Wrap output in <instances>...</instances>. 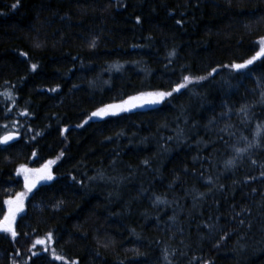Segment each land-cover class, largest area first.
I'll use <instances>...</instances> for the list:
<instances>
[{
  "label": "trees",
  "instance_id": "1",
  "mask_svg": "<svg viewBox=\"0 0 264 264\" xmlns=\"http://www.w3.org/2000/svg\"><path fill=\"white\" fill-rule=\"evenodd\" d=\"M16 2L0 0V136L21 134L0 145V218L25 191L20 165L64 155L18 235L0 234V264H264V60L225 67L259 49L264 0ZM213 68L161 104L89 119Z\"/></svg>",
  "mask_w": 264,
  "mask_h": 264
},
{
  "label": "snow or ice",
  "instance_id": "2",
  "mask_svg": "<svg viewBox=\"0 0 264 264\" xmlns=\"http://www.w3.org/2000/svg\"><path fill=\"white\" fill-rule=\"evenodd\" d=\"M18 6H19V0H17V2L12 5L13 8H16ZM136 22L137 23L141 22L139 16L136 18ZM180 23L181 21L178 20L177 24ZM258 45H259V49L249 59H246L243 63H233L231 65H226L225 67H230L231 69L240 71L243 69H248L249 66L254 65L257 61L264 60V36L259 38ZM91 46L95 47V42H93ZM36 47H40V45L37 44ZM21 55L26 57L28 54L21 53ZM170 55L174 56L175 51L171 52ZM32 68L35 69L36 65L33 64ZM216 72H217V68H213L210 72H208L207 75H201V76L185 75L183 76L182 82L178 83L170 91L156 90V91L142 92L137 96H130L127 100L122 101L120 104H109L97 108L96 111L92 112L91 117H89V119H91L92 117L104 118L109 115H116L119 112L129 111L136 107H143L145 104H150V105L161 104L167 98L172 97L174 93H179L181 89L187 88L190 84L205 81L209 79V77H212L213 74ZM53 91H55V89H53ZM5 95L10 96L9 93H5ZM241 111L247 114L245 108H242ZM22 115H28V113L25 112L22 113ZM85 123H87V121H85ZM64 131H67V129H64ZM262 132H264V126L257 125L256 135L259 137ZM16 135H18V133H9L7 135L0 136V145H7L9 141H12L16 138ZM256 146H259L258 140L256 141ZM248 147L249 148L253 147V144L250 143ZM236 151L239 154L247 151V149H237ZM33 155L35 156L36 154L33 153ZM63 155L64 153L61 152L59 156L56 157V160H48L39 169H31L28 168L26 165L19 166V168L17 169V173L22 174L24 177L25 191L17 193L15 199H10L5 201V203L8 205V212L3 217V219H0V232L10 233L13 238H15L18 235L15 229V221L17 215L24 211L25 198L27 197L28 193L32 192V190L36 188L37 184L40 181H48L54 179L51 171V166L55 164L57 160L61 159ZM145 163H147V161H145ZM234 163H235L234 160H229L226 162L228 166H233ZM253 163L256 162L253 161ZM261 176H264V172L261 173ZM241 223H243V221H241ZM52 238H53L52 233L49 232L47 234V240L51 241ZM45 244H46V240L37 239L35 243L32 245V248H35L37 245H45ZM45 251H47V248H45ZM36 254H37L36 252L32 253L33 256H35ZM52 254L54 259L56 260H66V257L56 254L55 250H53ZM17 255H19V252H17ZM165 259H167V256L165 257ZM71 264H78V261L73 260L71 261Z\"/></svg>",
  "mask_w": 264,
  "mask_h": 264
},
{
  "label": "rangeland",
  "instance_id": "3",
  "mask_svg": "<svg viewBox=\"0 0 264 264\" xmlns=\"http://www.w3.org/2000/svg\"><path fill=\"white\" fill-rule=\"evenodd\" d=\"M135 96H137V95H135ZM125 100H127V99H125ZM121 103V102H120ZM120 103H118V104H120ZM148 104H145L143 107H136V108H133V109H131V110H139V109H143V108H145L146 106H147ZM110 116V115H109ZM109 116H106V117H104V118H107V117H109ZM28 168H31V169H39V168H41V167H32V166H27ZM20 175V177H22L23 178V181H24V177H23V175L22 174H19ZM15 197L16 196H14V197H10V198H8V199H6L5 201H7V200H10V199H15ZM25 202V201H24ZM5 212H4V214H3V216H2V218H0V219H3V217L7 214V212H8V205L5 203ZM24 210H25V207H24ZM24 212V211H23ZM22 212V213H23ZM22 213H19L18 215H17V217H16V221H17V219L22 215ZM16 221H15V224H16ZM1 233H4V232H0V234ZM10 234V233H9Z\"/></svg>",
  "mask_w": 264,
  "mask_h": 264
},
{
  "label": "water",
  "instance_id": "4",
  "mask_svg": "<svg viewBox=\"0 0 264 264\" xmlns=\"http://www.w3.org/2000/svg\"><path fill=\"white\" fill-rule=\"evenodd\" d=\"M9 133H16V132H9ZM9 133H7V134H9ZM7 134H5V135H7ZM20 138H21V134L18 133V135H16V138L14 140H12V141H9V143L7 145H10V144L18 141Z\"/></svg>",
  "mask_w": 264,
  "mask_h": 264
}]
</instances>
